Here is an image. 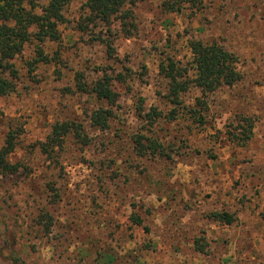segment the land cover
<instances>
[{
  "label": "rangeland",
  "instance_id": "obj_1",
  "mask_svg": "<svg viewBox=\"0 0 264 264\" xmlns=\"http://www.w3.org/2000/svg\"><path fill=\"white\" fill-rule=\"evenodd\" d=\"M163 1L136 0L125 36L116 18L82 29L84 0H71L60 39L29 41L12 60L18 76L0 95V148L12 131L7 160L18 168L0 172V264H264V0L176 11ZM193 40L232 52L240 79L210 92L191 86L184 108L174 107L159 63L178 61L192 78ZM39 50L51 59L37 60ZM95 82L115 99L98 100ZM99 107L111 112L104 129L92 123ZM69 121L87 142L68 132L49 158L41 143ZM248 124L250 138L234 140ZM215 211L233 221L214 220Z\"/></svg>",
  "mask_w": 264,
  "mask_h": 264
},
{
  "label": "trees",
  "instance_id": "obj_2",
  "mask_svg": "<svg viewBox=\"0 0 264 264\" xmlns=\"http://www.w3.org/2000/svg\"><path fill=\"white\" fill-rule=\"evenodd\" d=\"M71 0H46L41 3L40 0H0V95L12 93L15 88V80L18 76L17 70L12 60L22 51L25 43L36 41L39 45L45 40L58 41L60 32L58 25L65 21L63 7ZM200 0H164L162 6L167 11L179 10L182 3L197 5ZM136 0H84L86 15L83 18L84 24L80 27L83 29L88 23L103 22L108 24L113 19H119L121 28L124 29V35H131L133 23L127 22L129 27L124 28L125 20L133 15L132 7ZM132 6V7H131ZM131 7V8H130ZM191 53V69L193 77H189V68L182 67L178 61L167 58L166 62L159 63V74L168 81V91L165 94L168 101L174 107H183L182 95L191 86L200 88L202 91H214L221 83L232 84L240 79V73L236 69V56L227 51L222 45L201 40H193L189 43ZM37 60L47 62L51 58L38 51ZM36 60V61H37ZM79 89L85 91L84 84L78 85ZM90 91L98 99H105L110 102L115 99L114 91L103 82H95ZM196 104L200 109H204L203 101L197 99ZM92 116V123L100 128H106L110 110L99 107L95 109ZM189 113L197 122H203L204 116L198 115L199 110L190 109ZM158 115L155 110L147 114L148 119H154ZM81 125L74 121L62 122L54 125L52 131L48 134L46 141L41 143V150L54 158L53 153L63 145V137L68 132H73L83 143L84 135L81 134ZM252 124L244 128L241 135H234V140L243 139L247 141L250 138L249 131ZM15 134L10 131L6 134L4 144L0 148V172L2 174H11L17 171L18 166L7 160L9 152L15 147ZM236 141L237 144L243 142ZM158 144L149 141L146 146L151 151L157 148ZM143 147V145H142ZM214 220L231 223L233 217L227 212H213ZM195 248L198 251H204L203 244L195 239Z\"/></svg>",
  "mask_w": 264,
  "mask_h": 264
}]
</instances>
